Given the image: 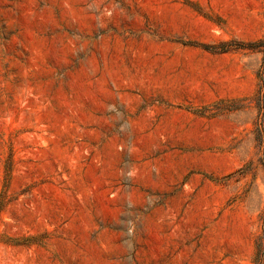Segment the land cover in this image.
<instances>
[{
  "label": "rangeland",
  "instance_id": "374dc122",
  "mask_svg": "<svg viewBox=\"0 0 264 264\" xmlns=\"http://www.w3.org/2000/svg\"><path fill=\"white\" fill-rule=\"evenodd\" d=\"M263 36L264 0H0V264H264L263 54L227 49Z\"/></svg>",
  "mask_w": 264,
  "mask_h": 264
},
{
  "label": "trees",
  "instance_id": "16d2710c",
  "mask_svg": "<svg viewBox=\"0 0 264 264\" xmlns=\"http://www.w3.org/2000/svg\"><path fill=\"white\" fill-rule=\"evenodd\" d=\"M227 49H247V50L261 52L263 54V65L261 69L259 70V78H261V80L264 79V36L263 38H261L260 40L256 42L236 43ZM226 50H223V51H226Z\"/></svg>",
  "mask_w": 264,
  "mask_h": 264
}]
</instances>
